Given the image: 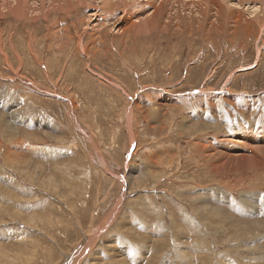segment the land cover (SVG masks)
<instances>
[{"label": "rangeland", "instance_id": "374dc122", "mask_svg": "<svg viewBox=\"0 0 264 264\" xmlns=\"http://www.w3.org/2000/svg\"><path fill=\"white\" fill-rule=\"evenodd\" d=\"M28 1L34 14L0 7V242L10 255L0 264H264V21L253 0H219L233 16L220 35L204 21L185 34L147 26L136 18L151 17L149 0L131 12L117 2L108 21L95 14L104 0H71L80 7L61 14ZM121 12L140 25L116 20ZM202 138L227 157L205 153Z\"/></svg>", "mask_w": 264, "mask_h": 264}, {"label": "bare ground", "instance_id": "6f19581e", "mask_svg": "<svg viewBox=\"0 0 264 264\" xmlns=\"http://www.w3.org/2000/svg\"><path fill=\"white\" fill-rule=\"evenodd\" d=\"M78 1V0H77ZM79 1H81V3L80 4H83L82 2H84V0L82 1V0H79ZM148 1V0H147ZM150 1V0H149ZM148 1V3L153 7L152 9L153 10H150L151 12H152V15H151V17L150 16H145V18H143V19H141L140 18V20L138 19V18H136V17H138V15H135V16H128L127 15V12H131L132 10H133V6H134V0H104V2H102L103 4H100L99 3V11L98 12H96L95 14H96V16H97V18H98V20L99 21H102V19L104 20V21H108V20H110V19H112L113 18V16L115 15L116 16V14H114L113 12L116 10V7H117V2L120 4V5H123V4H125V6L127 7V9H128V11L126 12V13H124V12H121V16L123 17V19H120V18H117L116 20H120V21H128V22H130L129 24H127V26H128V28H134L136 25V27H138L139 25H140V23H136V22H134V21H136V19L138 20V21H144V23H147V26H148V23H149V21H157L158 22V28H164L166 31H168L173 25H176L177 27H178V29H179V34H185L187 31H188V29H190L192 26H194L195 24H197V21H204V24L207 26H210L211 28L213 27L214 29H213V32H215V30H217V32H219V35H220V33L221 32H223V31H225L224 30V28H225V21H228V16L230 15V16H232L230 13H231V10H232V8H231V10H230V13H228L229 15H227V9H226V7H227V5L224 7L222 4H224V1H223V3L221 4L220 3V1L219 0H152V1H150L149 2ZM227 1V0H226ZM233 1V0H232ZM241 1V0H240ZM248 1V0H247ZM28 0H0V7L2 8V6H3V8H2V10L3 9H8V10H11V11H14V12H16V13H19V14H26V15H29L30 14V12H34L35 10H36V8L35 7H28ZM230 2V1H229ZM228 2V3H229ZM245 2V1H244ZM77 3V2H76ZM76 3L75 2H71V0H64L63 1V3L61 4V2H60V0H51V3H50V5L51 6H53L57 11H55V14H61L62 12H70V10L71 9H74V8H78V7H80V6H76ZM85 3V2H84ZM89 3V2H88ZM95 3V2H94ZM147 3V4H148ZM231 3V2H230ZM232 3H234V2H232ZM19 4H23L25 7H27V10H25V9H23L21 6H19L22 10H19L18 11V9H16V7L19 5ZM38 4V3H37ZM57 4V5H56ZM77 4H79V3H77ZM143 4H145V5H147L145 2H143ZM251 4H253V7H255L254 9L256 10V11H258V9H260V11L256 14V18H257V23L258 24H261L262 22L261 21H264V7H263V5H264V1H260L259 3H257L255 0H253L251 3H250V5ZM46 5V4H45ZM93 5V4H92ZM236 5V4H235ZM234 4H233V6H235ZM241 5V4H240ZM239 5V6H240ZM232 6V7H233ZM238 6V7H239ZM50 7V6H49ZM242 7V6H241ZM246 7H247V5H246ZM18 8V7H17ZM53 8V9H54ZM234 8V7H233ZM243 9H244V7H243ZM43 10H45L44 8H43ZM121 10H123V9H121ZM184 10H186V12H188V15H183V11ZM229 10V9H228ZM237 11H239L238 9H236ZM235 10V11H236ZM6 11V10H5ZM4 11V12H5ZM40 11H42V9L40 10ZM236 11V12H237ZM245 11V10H244ZM246 11H248V10H246ZM38 12V11H37ZM6 13V12H5ZM11 13V12H10ZM45 12H43V14H44ZM111 13H113V15L111 14ZM235 13V12H234ZM34 14V13H33ZM54 14V15H55ZM145 14V13H144ZM185 14V13H184ZM233 14V13H232ZM236 14V13H235ZM260 14H262V15H260ZM210 15H214V20H213V18L210 16ZM236 15H238V18H236L234 21H243V18H242V15H239V14H236ZM235 15V16H236ZM255 15V14H254ZM2 16V15H1ZM33 16H35V15H33ZM52 16V15H51ZM50 16H48V14L46 15V17L44 18V19H46V20H50V18H49ZM81 17V16H80ZM89 17V16H88ZM233 17V16H232ZM253 17V16H252ZM16 19H17V17H15ZM20 18V17H19ZM18 18V19H19ZM136 18V19H135ZM22 19V18H21ZM54 20H56L57 18L54 16V18H53ZM105 19H107V20H105ZM81 20V19H80ZM20 21H22V20H20ZM29 21V20H28ZM36 21V20H35ZM82 21V20H81ZM86 21V20H85ZM164 21H168V22H166L164 25H163V23H164ZM174 21H176V22H174ZM213 21H216L217 22V25H216V22L214 23ZM245 21V20H244ZM23 22H24V20H23ZM25 22H26V20H25ZM142 23V22H141ZM139 24V25H138ZM82 25H83V23H82ZM249 25V24H248ZM26 26V25H25ZM144 26H146V25H144ZM244 26V25H243ZM135 27V28H136ZM175 27V26H174ZM247 27V26H246ZM253 27V26H252ZM127 28V27H126ZM148 27H146L145 29H147ZM156 28V27H155ZM176 28V27H175ZM235 28V27H234ZM174 29V28H173ZM232 29V28H231ZM135 30V29H134ZM130 31H131V29H130ZM136 31H138L137 29L135 30V32ZM175 31V30H174ZM128 32V31H127ZM133 32L134 31H132V32H130V33H132L133 34ZM134 32V33H135ZM169 32H170V30H169ZM171 32H172V30H171ZM6 33V32H5ZM129 33V32H128ZM174 33H176V32H174ZM55 34V33H54ZM137 34H138V32H137ZM215 34H218V33H216L215 32ZM56 35V34H55ZM127 36H128V34H127ZM49 37V36H48ZM57 37V36H56ZM8 38V37H7ZM15 38V37H14ZM46 38V37H45ZM66 38H73L72 36H67ZM133 38V37H132ZM50 39H52V38H50ZM127 39V38H126ZM7 40V39H6ZM63 40V39H62ZM61 40V41H62ZM0 41H2V42H0V48L1 47H6V45L4 44V37H2L1 36V39H0ZM11 39H9V41H8V43H11ZM57 42H59V45H58V48H61L62 47V43L60 42V38H58L57 37ZM56 42V43H57ZM7 44V43H6ZM31 43H29L28 45H27V48H28V50H33V48H32V45H30ZM43 44V43H42ZM58 44V43H57ZM56 44V45H57ZM78 44H79V46L81 47V48H84V44H83V42H82V36L80 35V38H79V42H78ZM12 46H13V44H12ZM57 47V46H56ZM128 47V46H127ZM125 48V47H124ZM6 49V48H5ZM57 49V48H56ZM131 49V48H130ZM59 50V49H58ZM90 50H91V47H88L85 51H83V52H85L86 53V55L88 54V53H90ZM132 50V49H131ZM135 50H137V49H135ZM15 51V50H14ZM4 52V51H3ZM5 54V53H4ZM6 55V54H5ZM38 56V55H37ZM19 59H20V61H21V58L19 57ZM58 59V58H57ZM64 59V58H63ZM62 59V60H63ZM10 60V59H9ZM33 60H36V61H38L39 60V58L38 57H36V59H34V57H33ZM65 60V59H64ZM11 61V60H10ZM39 62V61H38ZM40 62H41V60H40ZM39 62V64L41 65V63ZM64 62H66V63H72L71 61H68L67 59H66V61H63V62H60L58 65H62ZM90 62V61H89ZM49 63V62H48ZM136 63V62H135ZM12 64V63H11ZM89 64V63H88ZM83 65V64H82ZM42 66V65H41ZM90 66V65H89ZM88 66V67H89ZM36 67V66H35ZM53 67V66H52ZM67 67V66H66ZM51 69V68H50ZM16 70V69H15ZM89 70V69H88ZM92 70V69H91ZM17 71V70H16ZM53 72V71H52ZM27 79V78H26ZM75 81V80H74ZM50 83V82H49ZM56 83H54V85H55ZM53 86V85H52ZM64 89V88H63ZM86 90V89H85ZM54 92V91H53ZM88 92V91H87ZM97 94V93H96ZM101 97V96H100ZM100 99V98H99ZM72 103V102H71ZM1 115V114H0ZM23 118V117H22ZM28 120V119H27ZM22 122V121H21ZM77 122V121H76ZM12 126V125H11ZM10 126V127H11ZM14 128V127H13ZM262 131H264V128L263 127H261L258 131H254L255 132V134H260V136H258V137H262L263 139H262V141H264V135H263V133H262ZM42 135V134H41ZM231 139V138H230ZM202 141H203V145H201V148H204L205 150V153H207L206 152V150H207V148H209L208 149V155L209 156H212V158H214V159H218V160H220V159H224V158H226L227 156H224V157H218V155L217 154H215V152H217V150L220 152V151H222L221 149H219V148H216V146H214V144L215 143H213L212 145H211V147H209V146H207V142H209L208 140L206 141V140H203V138L201 139ZM231 141V140H230ZM215 142V141H214ZM219 145H222L220 142L218 143V146ZM262 146V145H261ZM211 151H213V152H211ZM218 152V153H219ZM225 152V151H224ZM221 153V152H220ZM256 153H258V152H256ZM222 154H224V153H221L220 154V156L222 155ZM232 154V153H231ZM239 154V153H238ZM251 154V153H250ZM255 154V153H254ZM15 155V154H14ZM13 155V156H14ZM207 155V154H206ZM224 155H226V154H224ZM242 155V154H241ZM208 156V157H209ZM237 156V155H236ZM244 156H246V155H244ZM254 156V155H253ZM257 156V155H256ZM252 157V156H251ZM207 157H205V159H206ZM254 158V157H253ZM209 159V158H208ZM258 160V159H257ZM0 161H1V159H0ZM211 161H213V160H211ZM224 161V160H223ZM230 161V160H229ZM231 162V161H230ZM229 163V162H228ZM227 163V164H228ZM224 164V163H223ZM259 163H257V165H258ZM205 165V164H204ZM253 165V164H252ZM215 166V165H214ZM25 167V166H24ZM27 167V166H26ZM252 167V166H251ZM256 167V166H255ZM262 167V166H261ZM22 168V167H21ZM21 168H20V170H21ZM224 168V167H223ZM250 168V167H249ZM1 169V168H0ZM211 169V168H210ZM230 169H238L237 168V166H233V167H231ZM241 169H242V167H241ZM241 169H240V171H241ZM31 170V169H30ZM40 171V170H39ZM213 171H214V169H213ZM245 171V170H244ZM253 171V170H252ZM217 172V171H216ZM256 172V171H255ZM19 173V172H18ZM39 173V172H38ZM37 173V174H38ZM221 173V172H220ZM242 173V172H241ZM240 173V174H241ZM263 173V172H262ZM81 174V173H80ZM68 175V174H67ZM36 177H37V175H36ZM21 179H23V178H21ZM221 180V179H220ZM257 180V179H256ZM224 181V180H223ZM37 182H38V180H37ZM36 182V183H37ZM1 183V182H0ZM27 183V182H26ZM217 183H219V182H217ZM221 183H222V181H221ZM220 183V184H221ZM21 184V183H20ZM29 184V183H28ZM31 184V183H30ZM60 184V183H59ZM219 184V185H220ZM17 185V184H16ZM19 185V184H18ZM17 187V186H16ZM19 187H20V185H19ZM19 187H17V188H19ZM85 187V186H84ZM220 187V186H219ZM233 187H235V186H233ZM11 188H15V185H14V187H11ZM37 188V187H36ZM188 188V187H187ZM203 188V187H202ZM21 189H22V187H21ZM40 189H42V188H40ZM198 189V188H197ZM14 190H16V189H14ZM23 190H24V187H23ZM49 190H50V187H49ZM194 190H196V189H194ZM217 190V189H216ZM228 190V189H227ZM3 191V190H2ZM62 191H63V189H62ZM71 191H73V190H71ZM214 191V190H213ZM15 192V191H14ZM20 192H22V190L20 191ZM19 192V193H20ZM25 192V191H24ZM44 193H45V191H43ZM60 192V191H59ZM65 192H66V190H65ZM77 192V191H76ZM191 192V191H190ZM189 192V193H190ZM220 192V191H219ZM229 192V191H228ZM258 192V191H257ZM18 193V192H17ZM23 193V192H22ZM204 193V192H203ZM206 193V192H205ZM208 193V192H207ZM226 193V192H225ZM252 193V192H251ZM25 194H27V193H25ZM24 194V195H25ZM195 194V193H194ZM224 194V193H223ZM49 195H51V194H49ZM201 195V194H200ZM31 196V195H30ZM24 197V196H23ZM248 198V197H247ZM263 198V197H262ZM9 199V198H8ZM8 199H7V202H9V201H11V200H9L8 201ZM10 199H11V197H10ZM56 199H59V198H56ZM218 199V198H217ZM263 200V199H262ZM261 200V201H262ZM1 201V200H0ZM3 201V200H2ZM6 202V203H7ZM50 202V201H49ZM63 203V202H62ZM198 203H202V202H198ZM242 203V202H241ZM45 204V203H44ZM49 204V203H48ZM47 204V205H48ZM65 204V203H64ZM12 205V204H11ZM41 205V204H40ZM50 205V204H49ZM245 205V204H244ZM243 205V206H244ZM262 205V204H261ZM8 206V205H7ZM60 206V205H59ZM1 207V206H0ZM6 207V206H5ZM11 207V206H10ZM9 207V208H10ZM14 207V206H13ZM18 207V206H17ZM41 207V206H40ZM47 207V206H46ZM54 207V206H53ZM236 207H237V205H236ZM16 208V207H15ZM18 208H20V207H18ZM17 208V209H18ZM134 208V207H133ZM40 209V208H39ZM252 209H253V207H252ZM7 210H9V209H7ZM48 210V209H47ZM204 210H206V208L204 209ZM11 211V210H10ZM17 211V210H16ZM58 211V210H57ZM36 212V211H35ZM38 212V211H37ZM62 212V211H61ZM131 212V211H130ZM220 212V211H219ZM250 212L251 213H253V211H251V209H250ZM114 213V212H113ZM126 213V212H125ZM42 214V213H41ZM44 214V213H43ZM262 214V213H261ZM10 215H12V214H10ZM22 215V214H21ZM53 215H55V214H53ZM110 215V214H109ZM132 215H133V213H132ZM210 215H212V214H210ZM5 216V215H4ZM61 216V215H60ZM75 216V215H74ZM111 216V215H110ZM131 216V215H130ZM130 216H129V218H130ZM217 216V215H216ZM219 216V215H218ZM1 217V216H0ZM58 217H59V214H58ZM79 217H81V216H79ZM90 217V216H89ZM13 218V217H12ZM71 218V217H70ZM110 218V217H109ZM129 218H128V220H129ZM131 218H132V216H131ZM188 218V217H187ZM186 218V219H187ZM212 218V217H211ZM4 219V218H3ZM67 219V218H66ZM81 218H79V220H80ZM191 219V218H190ZM70 220V219H69ZM103 220V219H102ZM187 220H189V219H187ZM13 221V220H12ZM55 221H56V218H55ZM58 221H60V220H58ZM63 221H64V219H63ZM66 221V220H65ZM71 221H72V219H71ZM190 221V220H189ZM20 222V221H19ZM131 222V221H130ZM191 222V221H190ZM69 223V222H68ZM73 223V222H72ZM189 223V222H188ZM58 224V223H57ZM66 224V223H65ZM70 224H71V222H70ZM191 224V223H190ZM189 224V225H190ZM62 225V224H61ZM67 225V224H66ZM77 225V224H76ZM81 225V224H80ZM102 225V224H101ZM141 225H142V223H141ZM34 226V225H33ZM65 226V225H64ZM70 226V225H69ZM92 226V225H91ZM95 226H97V225H95ZM138 226V225H137ZM63 227V226H62ZM75 227H77V226H75ZM109 227V226H108ZM78 228V227H77ZM91 228V227H90ZM54 229V228H53ZM69 230H71L70 228H68ZM82 229V228H81ZM96 229V228H95ZM36 230V229H35ZM57 230V229H56ZM56 230H54L55 232H56ZM59 230V229H58ZM61 230V229H60ZM68 230V231H69ZM74 230V229H73ZM79 230V229H78ZM77 230V231H78ZM91 230V229H90ZM97 230V229H96ZM83 231V230H82ZM81 231V232H82ZM8 232V231H7ZM6 232V233H7ZM51 232V231H50ZM59 232V231H58ZM84 232V231H83ZM93 232V231H92ZM94 232H96V231H94ZM93 232V233H94ZM18 233V232H17ZM39 234H40V232H38ZM37 233V234H38ZM70 233H71V231H70ZM85 233V232H84ZM198 233V232H197ZM12 234V233H11ZM10 234V235H11ZM57 234V233H56ZM81 234V233H80ZM9 235V236H10ZM58 235H59V233H58ZM71 235V234H70ZM70 235H69V237H70ZM84 235V234H83ZM37 236V235H36ZM56 236L57 235H55V238H56ZM91 236V235H90ZM21 237V236H20ZM78 237H80V236H78ZM86 237V236H85ZM201 237V236H200ZM9 238V237H8ZM12 238V237H11ZM23 238V237H22ZM95 238H96V236H95ZM43 239V238H42ZM73 239V238H72ZM97 239H98V237H97ZM21 240V239H20ZM24 240V239H23ZM22 240V241H23ZM51 240H52V238H51ZM62 240H63V238H62ZM64 240H65V238H64ZM68 240V239H67ZM67 240H65V241H67ZM123 240V239H122ZM9 241V240H8ZM7 241V242H8ZM91 241V240H90ZM100 241V240H99ZM116 241H117V239H116ZM49 242V241H48ZM59 242V241H58ZM67 242H71L72 243V241H70V240H68ZM88 242H89V240H88ZM95 242V241H94ZM98 242V241H97ZM108 242V241H107ZM113 242V241H112ZM115 242V241H114ZM53 243H55L54 242V240H53ZM65 243V242H64ZM81 244H82V242H80ZM79 243V244H80ZM85 243V242H84ZM92 243V242H91ZM100 243H102V242H100ZM109 243H111V242H109ZM117 243V242H116ZM5 244V243H4ZM8 244V243H7ZM7 244H5V245H7ZM17 244H18V242H17ZM16 244V245H17ZM25 244V243H24ZM40 244V243H39ZM73 244V243H72ZM78 244V245H79ZM89 244V243H88ZM88 244H87V242H86V245L88 246ZM94 244V243H93ZM112 244V243H111ZM10 245V244H9ZM12 245V244H11ZM42 245V244H41ZM60 245V244H59ZM75 245V244H74ZM78 245H77V247H78ZM15 246V245H14ZM54 246V245H53ZM99 246V245H98ZM110 246V245H109ZM108 246V247H109ZM112 246H114V245H112ZM111 246V247H112ZM201 246V245H200ZM6 247V246H5ZM35 247V246H34ZM55 247V246H54ZM54 247H53V249H54ZM61 247H62V245H61ZM60 247V248H61ZM64 247V246H63ZM71 247H72V245H71ZM80 247V246H79ZM85 247L86 246H84V250H85ZM90 247V246H89ZM92 247V246H91ZM102 247V246H101ZM107 247V246H106ZM125 247V246H124ZM57 248H58V246H57ZM67 248H69L68 246H67ZM66 248V249H67ZM81 248V247H80ZM79 248V249H80ZM103 248H105L104 246H103ZM103 248H102V250H103ZM120 248V247H119ZM122 248H123V246H122ZM43 249V248H42ZM59 249V248H58ZM78 249V250H79ZM100 249V248H99ZM106 249H108V248H106ZM126 249V248H125ZM131 249H132V247H131ZM201 249V248H200ZM199 249V250H200ZM206 249V248H205ZM11 250V249H10ZM51 250V249H50ZM49 250V251H50ZM75 250V249H74ZM92 250V249H91ZM90 250V251H91ZM8 251V249L6 250V248H4V246H2V243L0 242V254H3V256L5 257V259H6V256L7 257H10V255L8 254L9 253V251ZM41 251V250H40ZM48 251V250H47ZM66 251V250H65ZM180 251V250H179ZM184 251V250H183ZM203 251V250H202ZM206 251V250H205ZM51 252V251H50ZM60 252H61V250H60ZM80 252H82L83 253V251H80ZM101 252V254L102 255H104L103 254V252L102 251H100ZM109 252V251H108ZM115 253H116V251H114ZM113 252V253H114ZM187 252V251H186ZM7 253V254H6ZM111 253H112V250H111ZM110 253V255L108 256L109 258H110V256H112L113 254H111ZM189 253V252H188ZM10 254H12V253H10ZM25 254V253H24ZM60 254V253H59ZM62 254H64V253H62ZM72 254V253H71ZM85 254H87V253H85ZM124 254V253H123ZM183 254V253H182ZM35 255H37V254H35ZM40 255V254H39ZM61 255V254H60ZM67 255V254H66ZM74 255H75V253H74ZM73 255V256H74ZM78 255V254H77ZM93 256L94 255H96V254H92ZM98 255V254H97ZM178 255V254H177ZM52 256V255H51ZM70 256V255H69ZM99 258H101L102 259V257L103 256H101L100 254H99ZM106 256V255H105ZM17 256H15V258H16ZM36 257V256H35ZM45 257V256H44ZM74 257H76V256H74ZM98 257V256H97ZM107 257V258H108ZM113 257V256H112ZM23 258V257H22ZM32 258V257H31ZM84 258V257H83ZM93 258V257H92ZM96 258V257H95ZM94 258V259H95ZM98 258V259H99ZM106 258V257H105ZM106 258V259H107ZM129 258V257H128ZM185 258V257H184ZM19 259V258H18ZM28 259H30V258H28ZM34 259V258H33ZM36 259V258H35ZM67 259V258H66ZM82 259V258H81ZM104 259V258H103ZM111 259V258H110ZM115 259V258H114ZM139 260H140V257L138 258ZM17 260V259H16ZM100 260V259H99ZM123 260V259H122ZM8 261V260H7ZM9 261H11V260H9ZM25 261V260H24ZM76 261V260H75ZM95 261V260H94ZM102 261V260H101ZM60 262V261H59ZM77 262V261H76ZM79 262H80V260H79ZM117 262V261H116ZM124 262V261H123ZM15 263V262H14ZM106 263V262H105ZM113 263V262H112ZM9 264V263H8ZM17 264V263H16ZM27 264V263H26ZM43 264V263H42ZM57 264V263H56ZM82 264V263H81ZM87 264V263H86ZM95 264H100L99 263V261L97 262V263H95ZM104 264V263H103ZM108 264V263H107ZM116 264H118V263H116Z\"/></svg>", "mask_w": 264, "mask_h": 264}]
</instances>
